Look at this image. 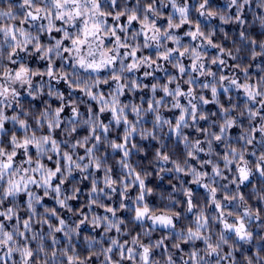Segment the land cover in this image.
<instances>
[{
	"label": "clouds",
	"instance_id": "9594fccd",
	"mask_svg": "<svg viewBox=\"0 0 264 264\" xmlns=\"http://www.w3.org/2000/svg\"><path fill=\"white\" fill-rule=\"evenodd\" d=\"M0 264H264V0H0Z\"/></svg>",
	"mask_w": 264,
	"mask_h": 264
}]
</instances>
